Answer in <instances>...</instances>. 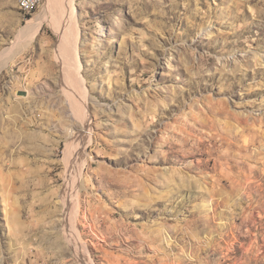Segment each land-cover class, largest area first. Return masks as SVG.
<instances>
[{
	"label": "rangeland",
	"instance_id": "obj_1",
	"mask_svg": "<svg viewBox=\"0 0 264 264\" xmlns=\"http://www.w3.org/2000/svg\"><path fill=\"white\" fill-rule=\"evenodd\" d=\"M27 17L0 0V264H264V0Z\"/></svg>",
	"mask_w": 264,
	"mask_h": 264
},
{
	"label": "bare ground",
	"instance_id": "obj_2",
	"mask_svg": "<svg viewBox=\"0 0 264 264\" xmlns=\"http://www.w3.org/2000/svg\"><path fill=\"white\" fill-rule=\"evenodd\" d=\"M18 8L26 16L27 13H26V11H23V9H28V1L18 0ZM41 22H42L41 16H39L36 19H31V20L27 21V23H28L27 26L25 28H23V30L21 31V37L24 38V37L33 35L37 31L38 26L40 25ZM73 69L76 70V65H75V67L73 66ZM79 137L84 138L86 136L84 135V133H81L79 135ZM71 187H68L66 191H70ZM67 195H69V194H67Z\"/></svg>",
	"mask_w": 264,
	"mask_h": 264
},
{
	"label": "built area",
	"instance_id": "obj_3",
	"mask_svg": "<svg viewBox=\"0 0 264 264\" xmlns=\"http://www.w3.org/2000/svg\"><path fill=\"white\" fill-rule=\"evenodd\" d=\"M21 1H28V9H23V11H26L28 16L32 15L35 11H37L40 5L43 3V0H21Z\"/></svg>",
	"mask_w": 264,
	"mask_h": 264
},
{
	"label": "trees",
	"instance_id": "obj_4",
	"mask_svg": "<svg viewBox=\"0 0 264 264\" xmlns=\"http://www.w3.org/2000/svg\"><path fill=\"white\" fill-rule=\"evenodd\" d=\"M27 19H29V16L27 17Z\"/></svg>",
	"mask_w": 264,
	"mask_h": 264
}]
</instances>
